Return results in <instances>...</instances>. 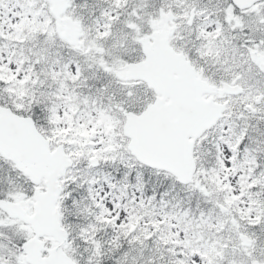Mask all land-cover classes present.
<instances>
[{"label":"snow or ice","instance_id":"1","mask_svg":"<svg viewBox=\"0 0 264 264\" xmlns=\"http://www.w3.org/2000/svg\"><path fill=\"white\" fill-rule=\"evenodd\" d=\"M0 264H264V0H0Z\"/></svg>","mask_w":264,"mask_h":264}]
</instances>
